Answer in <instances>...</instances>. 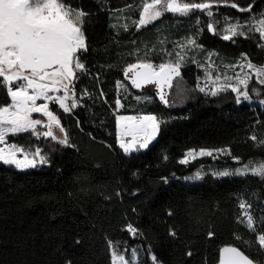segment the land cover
<instances>
[{
  "label": "trees",
  "instance_id": "16d2710c",
  "mask_svg": "<svg viewBox=\"0 0 264 264\" xmlns=\"http://www.w3.org/2000/svg\"><path fill=\"white\" fill-rule=\"evenodd\" d=\"M66 2L88 13L83 28L88 51L81 57L86 71L74 82L79 101L69 112L50 103L68 144L43 136L42 126L8 135L30 155L40 149L48 162L23 170L0 162V264H111L113 243L135 241L128 225L136 229L148 260L152 252L162 264H217L220 249L236 244L264 264V251L240 222V204L246 203L257 231L264 228V176L209 172L200 181H185L181 178L195 164L180 163L188 149L200 147H226L230 158L264 161V107L237 103L232 91L199 94L182 106H170L154 89L132 87L124 75L140 60L175 61L178 42L195 40L199 46L181 66L193 87L209 50L225 61L245 54L264 64L259 33L225 41L219 29L220 35L207 29L210 20L199 10L188 16L167 12L137 28L141 0ZM233 2L244 8L251 4L252 11L264 9V0H228ZM215 7L221 16L247 13L225 4ZM260 92L264 96V85ZM117 99L122 100L119 108ZM10 103L0 85V107ZM130 112L153 113L163 123L147 149L125 154L117 116Z\"/></svg>",
  "mask_w": 264,
  "mask_h": 264
},
{
  "label": "snow or ice",
  "instance_id": "6c2138e0",
  "mask_svg": "<svg viewBox=\"0 0 264 264\" xmlns=\"http://www.w3.org/2000/svg\"><path fill=\"white\" fill-rule=\"evenodd\" d=\"M225 4L240 12H251L253 5L246 8L240 7L237 3L228 4V0H207L203 3H177V0H152L145 3L136 21L137 28L146 26L163 15V11L188 16L199 10L213 17L214 5ZM131 7V6H129ZM163 9V11L161 10ZM88 15L83 9L73 8L66 0H0V85L4 86L7 95L10 97L9 105L0 107V144H4L6 137L11 134L36 131L37 125L43 122L40 119H33L32 113H42L48 117L43 132L45 137L57 139L53 133V126L64 132L60 120L49 109V103L58 104L64 112H69L77 107V100L74 99L75 81L79 79L78 73L86 71L85 63L82 61V54L88 51L86 36L84 33L85 17ZM264 17V13L261 14ZM251 23V21H250ZM242 25L239 22L230 23L225 29L227 34L222 36L225 41H233L236 36L244 35L238 31ZM127 26H125L126 30ZM207 29L214 35H220L214 28L213 23L207 25ZM254 30L259 33L260 39L264 40V18L257 21ZM189 44L195 45V40ZM264 46V45H262ZM246 59V57H245ZM157 71L150 62L131 64L125 70V77L131 79L132 87L142 89L148 84H155L159 88L160 100L168 104L163 88L167 85L172 87L174 76L180 75V64H160ZM249 69L255 70V76L260 78L259 83L264 85V66L256 67L251 62L247 64ZM132 74L129 76V74ZM218 79V78H217ZM237 85L221 86L210 92L216 96L219 92L231 87L236 93V102L249 100V76L235 77ZM117 87L123 89V82L118 81ZM200 91H205L200 88ZM50 93H61L51 95ZM86 94V93H85ZM70 97L73 99L69 103ZM45 103L37 104L38 100ZM141 97H137L140 100ZM264 103V101H261ZM117 108L121 107V100L116 101ZM155 115L117 116V124L121 128L118 135L119 147L125 154L141 149H147L156 140L161 131V124ZM39 135V133H37ZM131 137V139H125ZM253 141L257 140L252 136ZM61 144H68L67 136L58 141ZM264 144V141H260ZM226 152V150H217ZM22 155V158L18 156ZM200 155L211 156L212 151L201 150ZM188 156L195 157L193 152ZM0 162L5 165H14L17 169L35 168L37 164H46L48 161L41 155L40 149H36L31 156L25 150L16 145H7L0 148ZM187 164L188 159L180 161ZM254 175L264 176V162L257 167L251 168ZM232 173L227 171L219 173L228 176ZM236 174H243L237 170ZM200 173H196L191 179H200ZM251 205L241 203L240 208L245 210L241 223L245 224L247 230L254 234V240L259 250L264 251V228L257 231L256 221L247 211ZM127 231L135 234L136 229L128 225ZM175 235V233H170ZM209 237L214 234L209 233ZM237 239H241L237 237ZM128 250L125 249V252ZM130 256L113 250L111 253V264H135L138 261V250H130ZM192 255L191 252L188 253ZM152 264H162L155 254L150 255ZM67 264H71L68 261ZM143 264V262H140ZM220 264H256V261L235 246H225L221 249Z\"/></svg>",
  "mask_w": 264,
  "mask_h": 264
},
{
  "label": "rangeland",
  "instance_id": "374dc122",
  "mask_svg": "<svg viewBox=\"0 0 264 264\" xmlns=\"http://www.w3.org/2000/svg\"><path fill=\"white\" fill-rule=\"evenodd\" d=\"M151 2H152V0H141L140 13H141V11L143 9V5L145 3H151ZM204 2H207V1H204ZM177 3L183 4V3H187V2H184L183 0H177ZM194 3H196V2H194ZM201 3H203V2H201ZM215 6H217V4L214 5V7L212 9L214 16L213 17L207 16V17L210 20V22L214 24V28L216 30L219 29L222 32V35L227 34L225 32V29L228 27V25L230 23H236V22H239L242 25V27L240 29H238V31H242V32H244V35H246L247 32L252 31L250 29H254L257 26V21L259 19L264 18L261 16V14L264 13V9H262L260 11L247 12L246 14L243 15V17H241V16L231 17V16L216 15V12L218 9ZM161 10L163 11V9H161ZM140 13L138 14L137 20H139ZM164 13H167V11H163V14ZM172 14H174V13H172ZM126 15L127 14L122 12L120 14L121 19H124L126 17ZM174 15L182 16L180 14H174ZM250 21H251V23H250ZM218 25H219V27L217 28ZM189 41L190 40H182V41L178 42V48H177L178 53H177V58L175 61H169V62H163V63H157V64L152 63L151 61H144V60H140L139 62H137V63L150 62L154 65V67L159 66L160 64H176L177 62H179V64H180V75L174 76V78L172 79V87L169 88L167 85H165L163 88V92L165 94V97L168 100L167 105L182 106L185 103H187L190 100V98H192L195 95H199V94L212 96L210 94V92L213 90H216L217 88H219L221 86H227V85L235 86V85H237V81L235 79V77L237 75H239V76L247 75L250 78L249 79L250 99L249 100H243V98H241V101H249L252 103H257V104H260L264 107V103L261 102V101H264V96H262L261 92H260L261 86H262L259 83L260 78L255 76V70L254 69H249L247 67V64L249 62H251L256 67L264 66V64L261 65V64L254 63L245 54H242L239 57H236L235 59L225 61V60L217 58L216 52L210 51V50L206 51V58H204V61L200 63L202 71H201V74L198 75L197 84L193 87L188 85V83L186 82V80L182 76L181 66H182V64L185 63L186 58L188 56L192 55V53L195 51L193 48H195V46H199V45L189 44L188 43ZM262 44H264V40H262ZM245 57H246V59H245ZM155 68L157 71L159 70V67H155ZM131 75L132 74L130 73L129 76H131ZM129 80L131 81V79H129ZM148 87L154 89L156 91L158 97L160 98V96H159L160 90L157 87V85L148 84L144 88H148ZM200 88H204L205 91L201 92ZM124 89H125V92L127 93L128 87H126V85H124ZM228 91H231V87H226V90L219 92V94H222V93L228 92ZM50 94L55 96V95H60L61 93H50ZM236 96H237V94H236ZM72 99L73 98L70 97L69 103H71ZM74 99H76V98L74 97ZM144 99H145V97H144ZM78 101H77V104H78ZM45 102L46 101L41 99V100L37 101V104H42ZM48 103H49V109L51 110V107H50L51 102H48ZM121 105H122V100H121ZM53 114L55 116H57L54 112H53ZM147 114L155 115L153 113H132V112L119 114V115L135 116V115H147ZM32 118L42 120L43 123L41 125H37V127L42 126L43 130H44L43 132L48 130L45 127V125L48 123V117L44 116L42 113H32ZM57 118H58V116H57ZM52 130H53L54 135L57 137L58 141H59V139H63L65 135L67 136L65 128H64L63 133H61L59 128L56 127L55 125L53 126ZM120 131H121V128L118 126V135H119ZM125 139H131V137H125ZM7 145H16L18 147L23 148V146H21V145L15 144L13 142H9L8 136L6 137L5 143L0 144V148H6ZM61 145H64V144H61ZM201 150L212 151V155L211 156L200 155L199 153L201 152ZM217 150H226V152L217 151ZM189 152H193L195 154V157L193 158L192 156H188ZM25 153L29 154L26 150H25ZM41 155L47 159V157L44 153L41 152ZM18 156L20 158H22L21 154H18ZM185 158L188 159V163L186 165L195 164L193 166L192 170L188 171L186 174L183 175V178H181L185 181H200L209 172H212V173H214V175H218V176H222V175H219V173H222L225 171L232 173L231 175H241V174H236L238 169L241 170L243 172V174L252 173L251 168L257 167V166H259V164L264 162V161H256V160L250 159V158L248 160H244V159H240V158H230L229 157V150L226 147L190 148L186 151L184 156L180 157V161L185 159ZM230 159H232L231 160L232 162H229V163L224 162V160H230ZM198 172L200 173L201 178L200 179H191V177H194L196 175V173H198ZM175 176L181 177L177 174H175ZM247 211L249 212V209H247ZM131 235L133 238H135V241H133L132 243H127V242H125V243L123 242L121 244L113 243L111 251H113L115 249V250H118V251L124 253L126 256H130V254H131L130 250L135 248L138 250V261L135 262V264H140V262H143V264H152L151 259H150V255L153 253L149 252V260L146 259V251L144 249V245L139 240V236L137 235V233H135V234L131 233ZM125 249H127L128 251L125 252Z\"/></svg>",
  "mask_w": 264,
  "mask_h": 264
},
{
  "label": "water",
  "instance_id": "95a60500",
  "mask_svg": "<svg viewBox=\"0 0 264 264\" xmlns=\"http://www.w3.org/2000/svg\"><path fill=\"white\" fill-rule=\"evenodd\" d=\"M225 246H235V247H238L240 250L244 251L240 246L236 245V244H226L224 245L223 247ZM222 247V248H223ZM221 248V249H222ZM221 249H220V254H219V261L217 264H220V261H221ZM245 252V251H244ZM245 254L249 255L247 252H245ZM250 256V255H249ZM251 259H253L254 261H256V264H262L261 262L257 261L255 258H253L252 256H250Z\"/></svg>",
  "mask_w": 264,
  "mask_h": 264
},
{
  "label": "built area",
  "instance_id": "2783aa9c",
  "mask_svg": "<svg viewBox=\"0 0 264 264\" xmlns=\"http://www.w3.org/2000/svg\"><path fill=\"white\" fill-rule=\"evenodd\" d=\"M155 67H158V66H155Z\"/></svg>",
  "mask_w": 264,
  "mask_h": 264
}]
</instances>
